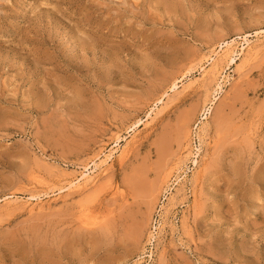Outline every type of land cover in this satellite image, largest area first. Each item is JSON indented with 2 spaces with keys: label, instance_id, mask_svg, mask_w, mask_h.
I'll list each match as a JSON object with an SVG mask.
<instances>
[{
  "label": "rangeland",
  "instance_id": "374dc122",
  "mask_svg": "<svg viewBox=\"0 0 264 264\" xmlns=\"http://www.w3.org/2000/svg\"><path fill=\"white\" fill-rule=\"evenodd\" d=\"M263 32L264 0H0V264H264Z\"/></svg>",
  "mask_w": 264,
  "mask_h": 264
},
{
  "label": "bare ground",
  "instance_id": "6f19581e",
  "mask_svg": "<svg viewBox=\"0 0 264 264\" xmlns=\"http://www.w3.org/2000/svg\"><path fill=\"white\" fill-rule=\"evenodd\" d=\"M260 32V31H259ZM258 32V33H259ZM264 33V32H263ZM250 37H252V35L251 34H247L244 38H245V42L243 43V46H241V49L243 50H240V51H242V52H240L239 54H238V56L236 55V53H235V49L233 48V45H234V43L236 42V40L237 39H240V36L238 35V36H235V37H233V38H231V39H228V40H223L221 43H220V47H219V51L218 52H215L214 54H215V57L213 56H211L209 59H211L210 61L211 62H209V64L210 63H212L213 64V67L215 66H217L219 63L218 62H220V61H218V60H221V62L222 61H226L227 60V64L228 65H237L238 64V61H242V55H243V53H244V50L245 49H247L249 46H250V44H251V39H250ZM223 50V52H224V55H223V58L222 59H219V58H221V57H219L220 56V54H219V52L220 51H222ZM222 52V53H223ZM221 53V52H220ZM219 54V56H217ZM213 55V54H212ZM222 55V54H221ZM217 57H219V58H217ZM206 58V57H205ZM207 61V60H206ZM221 62H220V64H221ZM223 63H225V62H223ZM226 64V63H225ZM219 66V65H218ZM214 67V68H215ZM220 67V66H219ZM223 67V66H222ZM221 67V68H222ZM201 68V67H200ZM214 68H212V69H214ZM217 68V67H216ZM228 68V67H227ZM225 68L223 67V70H224ZM205 69H203V71H204ZM217 70V69H216ZM216 70H214V71H216ZM213 71V70H212ZM220 71H221V69H220ZM219 71V68H218V70L216 71V75H217V72H220ZM190 72V71H189ZM222 73V72H221ZM191 74V73H190ZM219 74V73H218ZM214 75H215V73H214ZM214 75H212V76H214ZM220 75V74H219ZM215 78H217V77H215ZM178 80V79H177ZM180 80L181 79H179V81H177V82H175L174 83V85H173V87H172V91H174V90H176L180 85H179V82H180ZM184 80V79H183ZM216 82H217V80H216ZM183 83V82H182ZM219 87V86H218ZM220 88V87H219ZM216 92V91H215ZM209 104H210V102H209ZM209 104H207V105H204V111H206L207 110V114L210 112H212V109H213V106H212V104H215L214 102H212L211 104H210V106L209 107H207ZM202 112V111H201ZM204 113V112H203ZM207 115L205 116V117H203L202 118V121H200V126H199V129H198V140H199V144H197V147H196V151H197V155H199V154H201L202 152V144L206 141L205 140V137H206V134L208 133L207 131H208V128H207V125H208V123H207V121H205V120H207ZM207 138V137H206ZM117 139H119V138H117ZM118 143V142H117ZM189 144V143H188ZM205 144V143H204ZM119 145V144H118ZM203 147H204V145H203ZM193 152V151H192ZM191 152V153H192ZM110 154H112V153H110ZM110 154L108 155V154H106V158L105 159H108L109 157H110ZM95 160V159H94ZM92 161L93 163H92V166L91 167H87V166H84L85 168H86V170L87 169H92V172L93 171H95V172H97L96 171V169L98 170H100V168H97L98 167V163H96L95 161ZM104 161H106V160H104ZM104 161H102V162H104ZM195 162H197L196 160H195ZM100 166V165H99ZM84 168V169H85ZM107 168V167H106ZM85 170V171H86ZM104 171H105V168H104ZM104 171H102V173L104 172ZM83 172H84V170H83ZM90 173L91 172H89V174L87 173V171H86V173H82L81 175H83L84 176V178H89L90 179V177L92 176H90ZM97 177V176H96ZM83 178V177H82ZM92 178V177H91ZM85 180V179H84ZM73 182V181H72ZM71 182V183H72ZM71 183H69V186L71 185ZM82 186H84L83 185V183H80ZM80 184H76V186H78L77 188H79L81 185ZM72 185H73V183H72ZM80 185V186H79ZM177 185V184H176ZM68 186V187H69ZM67 187V188H68ZM75 188V187H74ZM70 189H72V188H70ZM69 189V190H70ZM28 199H32V200H34V199H37L35 196H33V194L31 195V196H29V198ZM81 223V222H80Z\"/></svg>",
  "mask_w": 264,
  "mask_h": 264
},
{
  "label": "built area",
  "instance_id": "2783aa9c",
  "mask_svg": "<svg viewBox=\"0 0 264 264\" xmlns=\"http://www.w3.org/2000/svg\"><path fill=\"white\" fill-rule=\"evenodd\" d=\"M208 114H209V113H208ZM208 114H207V110H206V111L204 112V114L201 116V119H202L203 117H205L206 115H208ZM201 119H200V120H201ZM200 120L197 121V123H196V125H195V127H194V131H193V132L195 133L194 136H193V137H195V138H194L195 143H196V141L198 140V134H197L198 127H197V125L199 124L198 122H200ZM196 134H197V135H196ZM196 136H197V137H196ZM198 141H199V140H198Z\"/></svg>",
  "mask_w": 264,
  "mask_h": 264
}]
</instances>
